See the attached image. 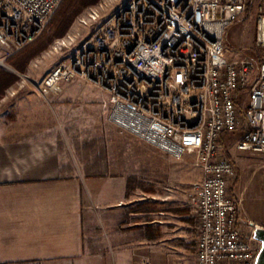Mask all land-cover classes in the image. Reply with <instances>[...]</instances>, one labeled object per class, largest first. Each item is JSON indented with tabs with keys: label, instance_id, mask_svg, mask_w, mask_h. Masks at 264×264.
<instances>
[{
	"label": "built area",
	"instance_id": "1",
	"mask_svg": "<svg viewBox=\"0 0 264 264\" xmlns=\"http://www.w3.org/2000/svg\"><path fill=\"white\" fill-rule=\"evenodd\" d=\"M62 2L0 0V49L10 56L33 43ZM250 3L126 0L38 86L49 95L76 78L88 81L107 94L103 108L121 132L176 160L195 157L202 170L191 196L196 264H255L261 249L251 224L249 235L241 230L231 191L238 171L221 141L246 123L237 149L264 154V0H252L256 59L230 57L226 45ZM100 16L92 8L80 22Z\"/></svg>",
	"mask_w": 264,
	"mask_h": 264
},
{
	"label": "crops",
	"instance_id": "2",
	"mask_svg": "<svg viewBox=\"0 0 264 264\" xmlns=\"http://www.w3.org/2000/svg\"><path fill=\"white\" fill-rule=\"evenodd\" d=\"M88 87L84 92L74 82L62 84L74 106L59 111L80 128L108 119L102 106L107 94ZM44 104L28 110V104L15 103L0 110V264H196L197 217L180 210L183 199L162 185L171 177L162 175L156 160L167 154L142 141L153 154L150 161L112 162L108 136L114 143L115 136L128 141L131 135L112 129L104 134L107 146L100 153L97 135L86 139L95 148L94 161L86 163L102 168L88 173L86 163L75 161L84 139L61 130L59 114ZM162 187L170 193L162 194ZM232 193L245 227L264 226V218L245 213L240 192Z\"/></svg>",
	"mask_w": 264,
	"mask_h": 264
},
{
	"label": "rangeland",
	"instance_id": "3",
	"mask_svg": "<svg viewBox=\"0 0 264 264\" xmlns=\"http://www.w3.org/2000/svg\"><path fill=\"white\" fill-rule=\"evenodd\" d=\"M125 1L126 0L119 2H116L114 0H99L98 3L88 8H85V10H83V12L76 17L64 37L52 38V41L48 44V46L45 49L39 51L37 55L29 62L25 71L18 72V75L20 77L19 80L13 86H11L6 91L4 97L0 99L1 111H7V108L15 103H21L24 105L28 104L25 105V108L28 110L35 109L39 107L38 105H43V103H45L48 107L57 111V113L59 114L60 129L64 130L65 128H68L71 130V134L74 137L81 136L84 139L82 140V145L80 146L81 148L79 147L80 150H77V153L79 154H77V157H75V161L77 163H80V161H82V163H86L90 161L89 159H91L92 162L94 161L95 155L93 154V151L95 148L93 146L90 147V145H88L89 143H87V138L97 135L98 143L96 145V151L100 153L102 147L107 146V138H105L104 134L108 133L109 135L111 130L113 129V131H116L114 134L119 135L117 133L119 129L115 125L113 127L110 126L109 120L107 119V121L103 118L101 122H99V124H97L95 127L82 126V128H80L77 125V122H75L70 116H67L64 111L60 112L61 108L71 109L74 106V103H72V106L71 103L68 102L66 96L62 94V92L58 94L53 93L49 95H44L39 91L38 86L41 79L47 72L54 69L60 63L68 60L73 55V53L79 48V46L86 39H88L96 29H98L103 24L106 18L111 15V13H113L118 7H120L122 2ZM92 8H98L100 10V18L98 19V21H92L87 25H83L80 22V19L83 16H87L88 13L92 10ZM51 18L47 22L43 34L38 39H36L30 47H28L32 48V51H34L36 48H39L37 46H42L48 40H50L53 30V28H51V25L49 26ZM256 24L257 14L256 11H254L252 8L250 13L246 12L243 18L232 26L230 34H226V45L229 51H227L228 56L232 57L235 54H240L242 56H248L256 59ZM71 38V43L68 46H64L61 44V40H70ZM8 57L9 56L6 55V51L4 49H0V66L8 70H15L11 67L10 63L8 62ZM71 82H74L76 85H80L84 92H87L89 90L88 85L96 87L92 83L85 81L81 78H76ZM96 88L99 89L98 87ZM69 113L71 114V112ZM65 116L67 117V120L61 123L62 119ZM106 122L109 124L107 125ZM106 128L108 130H106ZM245 130L246 123L242 125L241 128H239L238 130L228 132L225 141L222 142V146L229 155V157L234 161L238 171V177L234 186L231 188V191H234L235 194H237V191L240 192L241 197L244 201L243 207L245 213L257 214V217H259L260 219L264 218V154L240 152L237 149V143L242 137L243 132ZM101 134L103 136H100ZM127 136L129 138L128 141L121 140L120 137L115 136L114 143L111 141V137L108 136L109 144L107 147L110 148V157L112 162L120 160L125 161L127 164L134 163L136 165L138 161L144 157L146 158L145 160L147 162L150 161V158L153 154H150L147 149L144 150L143 148L148 147V145L132 137L131 135L127 134ZM73 147L75 149H78L76 144ZM89 148H91V152L88 151ZM143 150L145 154L142 153ZM121 152L123 153V156L120 154ZM87 153H91L88 158V161L85 159V155ZM98 157L99 156H96L97 159H99ZM165 157L166 158H159V162L158 160H156L157 163L160 164L162 175L164 176L165 172H167L168 178L169 176L171 177V180L168 182V184L165 185V183H162V185H164V187L166 188L170 187L175 191V193L180 197V199H183L184 204H179L178 206L182 209H178L183 210L185 213H191V211L192 213H194L191 203V196L193 194L194 184L199 182L202 178L201 168L194 163V156H187L181 160H176L170 157L169 155H165ZM100 161L101 160L99 159V162ZM84 167V170L88 173H97L101 172L102 170L101 166L98 167L90 163H86ZM168 167L170 168L168 169ZM185 176L187 177V181L185 180ZM164 187L161 188L162 194L170 193ZM171 193L173 194V191H171ZM186 193L190 199L189 206L186 205ZM161 209L167 213L174 212L173 209L171 211V209L167 206H163ZM260 220H263L261 222H264V219ZM246 224L245 222H240L241 230L246 235H249L253 229L251 226L247 229V227H245L247 226Z\"/></svg>",
	"mask_w": 264,
	"mask_h": 264
},
{
	"label": "trees",
	"instance_id": "4",
	"mask_svg": "<svg viewBox=\"0 0 264 264\" xmlns=\"http://www.w3.org/2000/svg\"><path fill=\"white\" fill-rule=\"evenodd\" d=\"M248 7L247 12L252 10V0ZM99 0H63L60 7L54 13L49 26L51 25L52 35L44 45L37 46L34 51L30 47L33 43L27 47L15 52L8 57V62L11 67L15 70H8L0 66V99H2L6 91L13 86L18 80V72H24L29 62L37 55V53L45 49L48 44L52 41V38H61L67 34L70 26L76 19V17L85 10L96 3ZM228 132H224L221 137V141L224 142Z\"/></svg>",
	"mask_w": 264,
	"mask_h": 264
},
{
	"label": "water",
	"instance_id": "5",
	"mask_svg": "<svg viewBox=\"0 0 264 264\" xmlns=\"http://www.w3.org/2000/svg\"><path fill=\"white\" fill-rule=\"evenodd\" d=\"M253 226V224H251ZM254 238L261 242V249L256 258L255 264H264V226H256L253 230Z\"/></svg>",
	"mask_w": 264,
	"mask_h": 264
},
{
	"label": "bare ground",
	"instance_id": "6",
	"mask_svg": "<svg viewBox=\"0 0 264 264\" xmlns=\"http://www.w3.org/2000/svg\"><path fill=\"white\" fill-rule=\"evenodd\" d=\"M261 243V242H260Z\"/></svg>",
	"mask_w": 264,
	"mask_h": 264
}]
</instances>
